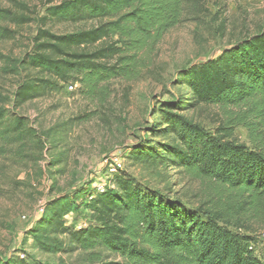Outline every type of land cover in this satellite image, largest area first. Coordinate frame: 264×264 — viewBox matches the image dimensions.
Instances as JSON below:
<instances>
[{
	"label": "trees",
	"instance_id": "trees-1",
	"mask_svg": "<svg viewBox=\"0 0 264 264\" xmlns=\"http://www.w3.org/2000/svg\"><path fill=\"white\" fill-rule=\"evenodd\" d=\"M7 2L12 7L0 6V24L18 28L33 22L39 25L32 51L20 67L10 69L17 75L28 72L15 93L16 108L70 83L81 84L89 94H105L113 80L139 79L147 69L149 54L165 34L197 20L205 8L203 0H47L46 15L34 17L27 3ZM47 21L96 24L57 34L44 27ZM16 35V31L0 26V38ZM6 58L0 53V60ZM181 81L190 92L188 101L161 110V120L176 141L162 150L143 144L133 157L154 167L172 164L195 179L247 197L239 215L247 205L262 213L264 30L214 59L191 66ZM200 105L229 110L215 135L181 113L183 108ZM68 126L57 132L68 133ZM238 126L252 132L253 148L235 140ZM42 140L23 117H10L8 110L0 107L1 157L16 147L22 152L29 146H43ZM64 158L59 155L57 161L64 163ZM114 185L85 203L94 225L68 227L64 217L77 202L62 197L48 203L44 214L36 217L35 227L26 231L27 241L32 239L34 248L49 254L81 253L85 264H264V244L261 246L240 220L231 221L229 208L202 202L198 214L186 213L158 192L143 191L127 177L117 176ZM7 264L50 263L22 259Z\"/></svg>",
	"mask_w": 264,
	"mask_h": 264
},
{
	"label": "rangeland",
	"instance_id": "rangeland-1",
	"mask_svg": "<svg viewBox=\"0 0 264 264\" xmlns=\"http://www.w3.org/2000/svg\"><path fill=\"white\" fill-rule=\"evenodd\" d=\"M19 1L28 4L34 17L46 15L47 0ZM203 1L205 8L197 20H189L165 34L149 54L147 69L139 79L113 80L105 94H89L81 84L70 83L19 108L15 107L14 97L28 72L17 75L10 69L20 67L32 51L39 25L33 22L18 28L0 24L17 32L13 39L0 38V53L7 57L0 60V107L6 108L10 117H23L44 138L43 146H29L22 152L16 147L0 156V264L22 259L30 263L85 264V255L78 252L49 254L34 248L33 240L27 241L26 231L35 227L42 206L46 208L62 197L77 202L76 208L64 217L68 227L94 225L85 203L99 193V186L114 188L117 176L132 179L145 192H158L186 213L198 214L202 202L209 207L229 208L231 221L240 220L250 227V234L261 243L264 208L257 213L247 205L245 213L239 215L247 197L195 179L172 164L154 167L133 157L135 149L143 144L162 150V146L174 141L161 120V110L188 101L190 92L181 81L185 71L264 30V0ZM0 6L12 7L7 0H0ZM94 24L47 21L44 27L63 34ZM228 111L200 105L183 108L181 113L215 135L227 120ZM67 123L68 133L57 132ZM234 138L240 144L254 146L253 134L246 127H236ZM59 155L66 157L64 163L57 161ZM60 239L69 244L66 238Z\"/></svg>",
	"mask_w": 264,
	"mask_h": 264
},
{
	"label": "built area",
	"instance_id": "built-area-1",
	"mask_svg": "<svg viewBox=\"0 0 264 264\" xmlns=\"http://www.w3.org/2000/svg\"><path fill=\"white\" fill-rule=\"evenodd\" d=\"M70 89L72 90L73 87L71 86ZM116 161H117V160H116ZM105 191H106V188H105L104 186L101 185V186L98 187V192H99V193H104ZM44 212H45V207L42 206V207L40 208L39 212H38V215H39V214H44ZM259 238H260V240H261V246H263V244H264V232H262V233L259 235ZM251 248H252V249H257V246H256V245H252Z\"/></svg>",
	"mask_w": 264,
	"mask_h": 264
}]
</instances>
